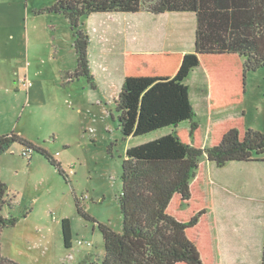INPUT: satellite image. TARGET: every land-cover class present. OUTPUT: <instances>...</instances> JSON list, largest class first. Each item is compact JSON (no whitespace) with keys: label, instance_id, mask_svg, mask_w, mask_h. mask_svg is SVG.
Instances as JSON below:
<instances>
[{"label":"rangeland","instance_id":"rangeland-1","mask_svg":"<svg viewBox=\"0 0 264 264\" xmlns=\"http://www.w3.org/2000/svg\"><path fill=\"white\" fill-rule=\"evenodd\" d=\"M48 4L53 2L0 0L5 16H0V136L15 133L46 149L68 179L36 152L29 160L19 144L2 155L0 178L13 201L4 216L18 219L2 233V255L17 264H101L105 249L98 223L122 231L119 197L126 151L173 128L125 138L119 125L115 103L121 91L120 58L136 48L133 33L127 31L141 14L93 13L82 19L98 84L92 89L86 78H66L77 67L74 38L63 15L36 13ZM17 6L14 23L8 15ZM206 76L196 70L187 81L193 98L201 97L200 105L194 99L193 104L203 148L210 145L211 128L219 122L242 119L245 129L264 133V68L248 73L241 104L216 113L208 106ZM24 81L33 87L27 89ZM189 129V122L180 127ZM76 199L96 222L78 214ZM63 219L71 221V248L64 244Z\"/></svg>","mask_w":264,"mask_h":264},{"label":"trees","instance_id":"trees-1","mask_svg":"<svg viewBox=\"0 0 264 264\" xmlns=\"http://www.w3.org/2000/svg\"><path fill=\"white\" fill-rule=\"evenodd\" d=\"M50 1V7L36 13L63 15L74 38L77 67L65 76L70 81L86 78L92 89L97 85L90 67V37L81 29L83 18L112 12L195 13L194 53H133L124 60V81L115 103L123 136L175 130L126 151L119 197L122 231L100 223L98 228L105 249L101 264H214L201 160L206 157L219 168L230 162L258 161L264 154V133L245 129L242 119L219 122L211 128L210 145L203 148L185 81L202 64L212 111L243 102L248 73L264 68V0ZM185 122L190 129L177 130ZM14 144L24 148L29 160L33 152L42 155L68 179L50 152L15 133L0 136V162ZM8 197L9 188L0 178V264H17L1 249L3 231L18 221L4 216V209L13 207ZM76 207L81 217L96 222L79 199ZM62 226L65 247L71 248L70 219H63Z\"/></svg>","mask_w":264,"mask_h":264},{"label":"crops","instance_id":"crops-1","mask_svg":"<svg viewBox=\"0 0 264 264\" xmlns=\"http://www.w3.org/2000/svg\"><path fill=\"white\" fill-rule=\"evenodd\" d=\"M51 5L40 6L37 9H44ZM26 8L29 20L31 13L28 4ZM17 9L18 6L8 15L9 20L14 23L16 22ZM3 12L4 9L0 7L1 18L5 17ZM138 14L141 15L137 19L135 27L127 31L133 33L136 48L125 50L120 58L123 64L122 77L121 81L117 80V83L120 82L117 86L121 85V88L124 81V60L130 54H189L195 52L197 26L195 13L166 12L155 15L143 11ZM89 58H91L90 54ZM91 65L90 61L92 70ZM196 70H201L206 76L202 64L190 75ZM189 77L185 81L187 85ZM95 79L97 83V78ZM206 79L209 90L207 76ZM103 80L109 81L105 78ZM29 84L26 85L27 89L33 87L32 83ZM188 87L190 99L196 111L193 99L197 105H200L201 97L199 94H195L193 98L190 86L188 85ZM208 106L210 108L209 98ZM213 112L216 113V111ZM181 126L182 124L177 130H180ZM174 130L172 129L169 134ZM163 135L160 134L157 138ZM258 159V161L252 162H230L222 168L209 162L206 157L201 160L203 171L201 189L204 193L214 264H262L264 251V157L259 156ZM207 172L210 180H207Z\"/></svg>","mask_w":264,"mask_h":264},{"label":"built area","instance_id":"built-area-1","mask_svg":"<svg viewBox=\"0 0 264 264\" xmlns=\"http://www.w3.org/2000/svg\"><path fill=\"white\" fill-rule=\"evenodd\" d=\"M24 85H30V84L28 82L24 81ZM25 155H27V154H25ZM27 157H29V155H27Z\"/></svg>","mask_w":264,"mask_h":264}]
</instances>
